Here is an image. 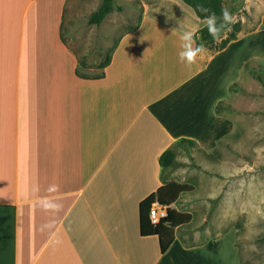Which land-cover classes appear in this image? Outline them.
I'll list each match as a JSON object with an SVG mask.
<instances>
[{"label": "crops", "instance_id": "0c3cea01", "mask_svg": "<svg viewBox=\"0 0 264 264\" xmlns=\"http://www.w3.org/2000/svg\"><path fill=\"white\" fill-rule=\"evenodd\" d=\"M139 1L104 76L83 79L63 39L68 0H0V264H238L229 232L176 234L164 253L140 235L162 152L212 138L234 44L185 67L180 36L207 20L182 0L176 14Z\"/></svg>", "mask_w": 264, "mask_h": 264}, {"label": "rangeland", "instance_id": "374dc122", "mask_svg": "<svg viewBox=\"0 0 264 264\" xmlns=\"http://www.w3.org/2000/svg\"><path fill=\"white\" fill-rule=\"evenodd\" d=\"M101 2L68 0L65 11L64 42L88 66L79 67L88 76L100 72L97 64L142 13L139 0H114L100 25H90ZM158 5L169 7L166 13L178 11L173 0H148V6ZM222 6L242 27L228 52L230 94L217 104L209 144L181 143L165 178L189 187L171 206L191 216L175 236L192 244L229 232L238 264H264V0H222Z\"/></svg>", "mask_w": 264, "mask_h": 264}, {"label": "trees", "instance_id": "16d2710c", "mask_svg": "<svg viewBox=\"0 0 264 264\" xmlns=\"http://www.w3.org/2000/svg\"><path fill=\"white\" fill-rule=\"evenodd\" d=\"M184 4L189 6L195 15L201 20H208L210 16H215L217 20V26L223 23L222 18V0H182ZM114 0H102L99 7L94 11L89 19L90 25H100L107 14L113 10ZM131 29L130 31L134 30ZM241 24L239 21L225 24L220 31L219 39L214 38L209 30L207 23L199 28L194 34L196 44L203 47L208 51L221 50L225 48L228 43L236 40L237 34L241 32ZM114 49V48H113ZM113 49L105 54L102 60L97 64V68L100 72L94 76H88L80 73L79 66L83 64L78 61V67L75 70V74L83 79H100L104 76L103 69L111 61V53ZM194 144V141L189 139H180L172 146L162 152L159 157L160 165V179L162 186L155 192L150 194L147 198L142 200L139 204V220H140V235L157 236L159 240V246L161 253H164L175 238V229L186 226L191 221L190 214L181 213L172 208L171 206L176 203L178 197L187 191L189 187L185 184H177L174 182H168L165 178V173L176 166V150L181 143ZM157 203L167 207V215L162 218L157 224H152L149 218L150 208L152 204ZM184 243H186L183 240Z\"/></svg>", "mask_w": 264, "mask_h": 264}, {"label": "clouds", "instance_id": "9594fccd", "mask_svg": "<svg viewBox=\"0 0 264 264\" xmlns=\"http://www.w3.org/2000/svg\"><path fill=\"white\" fill-rule=\"evenodd\" d=\"M222 18L223 23L220 26H217V20L214 15L210 16L207 20L208 30L210 34L216 39H219L221 28L225 24L235 22L234 18L226 8L222 10ZM180 41L181 51L179 52V60L185 65V67L190 68L197 62L204 49L203 47L196 44L194 33L191 31L183 33L180 36Z\"/></svg>", "mask_w": 264, "mask_h": 264}, {"label": "built area", "instance_id": "2783aa9c", "mask_svg": "<svg viewBox=\"0 0 264 264\" xmlns=\"http://www.w3.org/2000/svg\"><path fill=\"white\" fill-rule=\"evenodd\" d=\"M167 215V207L157 203L152 204L150 208L149 218L152 224H157Z\"/></svg>", "mask_w": 264, "mask_h": 264}]
</instances>
